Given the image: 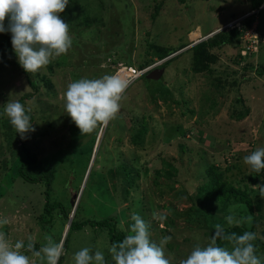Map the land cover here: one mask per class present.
Segmentation results:
<instances>
[{
    "label": "rangeland",
    "instance_id": "rangeland-1",
    "mask_svg": "<svg viewBox=\"0 0 264 264\" xmlns=\"http://www.w3.org/2000/svg\"><path fill=\"white\" fill-rule=\"evenodd\" d=\"M252 3V0H69L65 11L59 13L61 19L69 24L72 38L71 48L67 54L61 55L67 59L66 63L63 67H55L53 77L50 74V90L42 84L39 92L27 100L26 107L31 108L30 113L34 115L32 126L35 131L30 132L40 134L39 128L44 130L49 123L52 125L49 129L53 136L49 134L29 140L32 148H36L34 144L41 146L43 143L45 148L50 149V142H54L59 150V153L55 150V156L60 159L56 161L55 158L52 195L67 208L72 200L75 203L77 198L73 196L77 197L78 193L80 196L81 189L85 188L82 207L77 214L79 220L114 215L127 229L133 223L131 215L136 213L148 224L151 241L159 243L164 236H171V241L176 242L172 243V248L170 243L164 246L170 264L186 259L197 244L207 246L210 237L204 234L205 230L228 224L226 219L218 218L224 212L215 209L217 203L213 207L206 205L205 209L197 212L190 207L193 204L191 199L197 186L207 179L205 162L217 163L225 176L243 184L248 182L251 172L243 157L264 147V74L258 76L255 73L257 66L264 67V6L254 10L256 20L249 27L251 34L245 36L244 29L241 42L222 48L213 74L191 73L188 50L183 47L170 55L171 59L164 64L165 70L158 80L147 79L144 75L130 81L116 118L91 134L81 135L74 122L66 126L65 123L70 124L72 120L64 112L62 97L67 85L80 79L76 74L82 68L88 67V73L84 70L82 78L97 72L94 67L104 68L100 73L102 75L114 74L121 65L138 67L134 64L150 51L149 44L177 48L187 41L192 44L234 25L242 29L244 21L253 11L250 10ZM69 10L74 16L66 15ZM82 16L96 20L88 28L76 30L81 28L82 23L77 19ZM253 31L258 35L254 51L246 46ZM237 53L241 57L234 62L230 56ZM11 69L5 67L4 71L0 70V113H3L7 102L17 101L22 94L33 92L24 75ZM47 70L46 66L41 68L42 73L49 74ZM131 114H145L149 122L145 150L135 148L129 142ZM0 117V218L7 217L9 220L7 225L0 227V232L13 245L18 240L28 242V237H32L39 250L47 243V237L56 240L59 229L54 222L50 233L43 228L40 218L44 204L42 182H24L18 178L16 171L12 172L17 166L14 168L17 155L13 152L19 142L15 140L16 131L11 123L2 127V120L8 119L7 116ZM181 128L187 130L183 137L179 135ZM76 135L82 138L75 141ZM170 136V139H164ZM8 141L11 147H8ZM91 142L92 152L87 164L67 160L73 157L72 151L77 143L84 152ZM181 143L186 147L182 153L179 152ZM137 149L152 162L147 165L149 171L141 172L138 177V185L130 193L131 198L121 190L116 167L121 158L130 159ZM160 157L178 165L177 179L155 176L154 169L168 168L161 164ZM2 176L5 180L1 179ZM100 180L104 181V188ZM249 185L261 202L258 209L253 207L255 217L241 204V207L228 206L226 210L234 219L241 220V224H256L255 231L260 232L264 228V197L260 196L259 185L264 184L258 178ZM137 206L138 211L135 209ZM213 209L214 214L206 211ZM69 210L70 218L73 206ZM153 212L163 213L166 218L163 221L154 220ZM55 218V222L63 219ZM166 222H171V225ZM67 225L68 222L64 221L63 232ZM63 236L64 233L61 239ZM68 239L62 264H73V254L84 247H89L92 254L96 250L102 251L109 264H114L105 231L85 226L71 232ZM21 251L29 255L32 264H41L39 258L30 252ZM259 258L264 264V251Z\"/></svg>",
    "mask_w": 264,
    "mask_h": 264
},
{
    "label": "clouds",
    "instance_id": "clouds-1",
    "mask_svg": "<svg viewBox=\"0 0 264 264\" xmlns=\"http://www.w3.org/2000/svg\"><path fill=\"white\" fill-rule=\"evenodd\" d=\"M68 3L69 0H0V33H11L13 51L19 65L26 72L31 74L38 72L53 59L67 54L71 48L69 24L59 16V13L65 11ZM262 6L264 4L259 8ZM205 39L188 44L184 49ZM170 55L167 56L168 58L155 60L162 62L153 67L162 66L163 62L170 59ZM148 70H145L140 77ZM129 84L130 80L120 73L105 74L100 78H81L70 82L62 97L64 112L71 117L81 135L91 134L98 127H106L116 118L123 93ZM31 111V108L26 109L19 101H10L5 104L0 115L7 116L16 133L20 134L21 139H26V133L35 131L30 115L27 114ZM243 162L252 171L260 172L264 169V147L257 148L251 154L244 156ZM259 191L260 196L264 197V185H259ZM71 205L74 211L75 204ZM152 216L157 221L166 218L165 214L158 212H153ZM225 219L229 226L241 225V220L234 219L232 215H228ZM131 220L133 223H130L126 229L130 234L122 241L112 243L108 249L114 264H170V259L165 256L164 246L172 237L164 236L159 243L151 241L149 226L145 220L136 213L131 215ZM248 220H251V217H248ZM8 223L7 217L0 218V227ZM121 230H125L123 226ZM256 238V233L251 231H245L242 235L235 232L227 234L222 225H216L210 243L207 246L197 244L186 259L179 261V264H262L252 243ZM46 239L47 243L36 250L32 237H28L27 252L39 258L41 264L45 262L59 264L61 256L65 254L64 239L59 242L53 241L51 237ZM218 239L227 241L231 248L218 245ZM24 248V241L18 240L14 245L10 244L5 234L0 232V264H32L29 255L21 251ZM71 259L73 264H109L102 251L96 250L92 254L89 247L75 252Z\"/></svg>",
    "mask_w": 264,
    "mask_h": 264
},
{
    "label": "trees",
    "instance_id": "trees-1",
    "mask_svg": "<svg viewBox=\"0 0 264 264\" xmlns=\"http://www.w3.org/2000/svg\"><path fill=\"white\" fill-rule=\"evenodd\" d=\"M252 2L253 3H252V7L250 8V10H257V8H259L264 3V0H252ZM157 11L158 10L155 7V12L157 13ZM66 15L74 16V14L71 13V10L66 11ZM255 15L256 14L253 13L248 16V18L244 21L245 25L242 27V29L241 28L239 29L236 27L237 25H234L230 29L219 30L218 32L209 36L207 39L201 40L193 44L192 46H190L188 49H186L188 50V55H189L190 72L193 74H198V73L213 74L215 70L214 64L218 60V56L221 54L222 48L225 45L234 44V42L236 43L241 42L243 30L244 29L246 30L249 27H251L252 23L256 20ZM87 17H84V16L80 18L78 17L77 21L80 20L82 25H81V28H78V29L75 28L76 30H80V31L81 29L84 30L85 27L88 28V26L92 25V23L96 20V19L91 20V19H88ZM5 25L7 26V20L5 21ZM186 45H188V41L184 44H181L177 48L159 47L153 44H149L148 50L150 51H147L145 53L146 54L145 57L141 59V61H138L137 64H134V65H137L138 67L136 68L138 69H143L149 66L150 64H152L153 62H155L154 58H156V60L163 59L169 56L170 54L176 52L177 50L185 47ZM148 55L150 56L149 58H147ZM230 57L235 62L237 61L236 60L237 57H241V55L240 53H237L235 55H231ZM66 60L67 59H64L62 56L53 59L46 66L49 74L42 73L41 69L34 74L28 73L18 63V59L16 57L15 52L13 51L12 44H11V33L10 32L0 33V70L4 71L5 67L7 68L12 67L11 70L14 69V71L18 70L21 74L24 75L29 87L32 88L33 92L24 93L17 100L20 103H22L26 109H27L26 107L27 100L31 99L34 93L39 92V88L41 87L42 84L45 85L47 90L48 89L50 90V88L52 87V80H51L50 74L53 77L55 67L57 68L63 67L66 63ZM168 60L163 62L162 66H164V64ZM87 68L88 67H86V69ZM86 69L84 68L80 69L78 71L79 73L76 74V77L79 76L81 79L83 76L84 70L86 71V73H88ZM102 69L104 68L94 67V70H96L97 72H95L93 75H89V76L85 75L84 78H89V79L100 78L103 76L102 74H100ZM111 69L113 71L115 70V68H111ZM255 73H257L258 76H262L264 74V67L257 66L255 68ZM142 76L144 77V75ZM51 93L55 94L54 92H51ZM0 94H1V91H0ZM45 101L48 102L49 100L46 98ZM182 101L183 103L186 102L184 99ZM41 111H43V109H41ZM190 111L192 113L194 112V110H190ZM27 114L30 115L31 121L33 122L34 115L32 113H27ZM72 123L73 121L70 124H68V122H66L65 124L66 126H69ZM130 123L131 124H130L129 142L135 148H138V149L141 148L145 150L146 149L145 144L147 143L146 135L150 129L149 122L146 118V115L145 114H141V115L131 114ZM5 124L6 125L10 124L9 119L5 118L2 120V127L5 126ZM51 126L52 125L49 123L48 127L45 128L44 130L39 128L40 134H35L33 132L26 133V137H27L26 139H21L20 134L15 132V140L19 142V146L16 149H14V152H13L14 155H17V159H16L17 164H13L14 168H15V165L17 166H16V169H14L12 172L16 171L18 174V178H22L24 182H29L31 184H37L39 182H42L41 184L44 185V191H43L44 204H43L42 212L40 214V218L44 225L43 228H45L46 231L50 233L54 229L53 224L56 223L59 230L57 232V237L55 238L56 240H53V241L59 242L61 240L62 233H64L63 232L64 221L68 222L70 220L66 234L65 236H63L65 252L67 250V243L69 241L68 237L71 234V232L76 231V230H81L85 226H92L99 230L105 231L106 237L109 240L110 245L114 242L122 241L123 238L130 233L126 231V226H124L123 224L120 223V221L117 220L118 216L110 215L105 218L103 217L101 219H97V218H93V219L85 218L83 220L78 219L77 214L79 213V210L82 207L81 198H82V193L85 188L81 189L80 196L78 198L77 205L74 208L71 219H69V214H70L69 209L72 208V205L65 208L62 201L60 199H57L56 196L52 195L53 193L52 183H53L54 176H55L54 168L56 164L55 158H56V161L60 159L55 156V153H56L55 150L57 149V147L55 146L56 144H54V142L52 143L50 142L51 145L48 146V148L50 149H47L45 148V144L43 143L41 144V146L34 144L36 148H32V146L29 143V140L31 138H37L39 136L44 138L46 135L49 136V134L53 136L54 133L51 132L49 129L51 128ZM66 129H68V127H66ZM177 131L178 130H176V132ZM179 131H180L179 135L183 137L186 134L187 130L184 128H181V130ZM81 138L82 136L76 135L75 141H78V139H81ZM170 138L171 136L164 138V139H170ZM12 142L13 141H11L10 143ZM78 145L79 143H77L76 147L72 151L73 157L67 160H69L71 163L79 160L83 164L84 162L87 164V161L89 160V157H90V153L92 152V148H91L92 142L90 143V146L88 147L87 151H84V152H83V148H79ZM8 147H11V145H9V141H8ZM138 149H137V153L134 152L130 159L121 158L122 159L121 162L116 167L118 168L117 174L120 175L119 178H120V185L122 187L121 190L124 191V194L126 195V197L127 196L131 197L130 193L138 185L137 184L138 177L140 176V174L144 172L146 173L147 171H149L150 167L148 168L147 165L151 164L152 162V161L150 162V159H145L144 156H142L141 153L138 152ZM185 149L186 147L184 146L183 143H181L179 145V152L182 153L184 152ZM57 152L59 153L58 149H57ZM199 154H200V157H203V154L202 155L201 153ZM159 160H161V164L166 165L168 168L164 169V167L162 166V169L160 168L154 169L155 176L156 177L164 176L165 178L171 179V180L174 177L175 179H177L176 175H178V172H177L178 165H175L174 162L170 161L168 158H165V157H160ZM204 164H205L204 165L205 178L207 179L205 182L197 186L196 192L192 196L191 200L193 201V204L190 206L192 210L201 212L203 209L206 208V205L207 207L208 206L213 207L217 203L216 204L217 206L216 205L214 206L215 209L218 208V210H222V212H224L221 216H218V218L225 219L230 214V212L226 210L228 206H238L239 205V207H241L243 205V207H245L244 209L245 210L247 209L248 213H252V216H254L253 207L255 206V208L258 209L261 206V202L259 198L256 196L257 194L254 193L253 188L250 187L249 183H251V181L256 182L257 179L260 178L261 182L264 184V169H262L260 172H254L251 170V172L249 173L250 178L247 180L248 182H243V184H238L237 182L230 180L227 176H225L224 171L221 170L219 166H217V163L214 164L212 161H210V162H205ZM35 167L37 169L36 171H35ZM32 168H34V170ZM111 173L112 172H110V174ZM1 179L5 180L4 177ZM78 181L76 183V190L79 189ZM100 181H101L100 184L104 183V181L102 180ZM115 186L116 185H114V187ZM102 188H104V184L102 185ZM250 193L251 194L254 193L252 194L253 197H251ZM111 202L113 205H115L113 199L111 200ZM135 209L138 211L139 210L138 206ZM215 209L206 210V211H209L212 214H214ZM55 216L57 218L62 217L64 220L57 219L58 221L55 222L56 220ZM166 224L171 225V222L170 223L166 222ZM122 226L125 230H121ZM255 227L257 228L256 224L254 223H251L249 225L241 224L240 226H234V225L229 226L228 224L223 225L224 231L227 234L235 232L238 235H242L245 231H251V232L256 233L257 238L252 243L255 245L256 255L259 257V254L262 251H264V228H262L260 232H257L255 231L256 230ZM215 228L216 226H212L210 230L204 231V234L209 235L210 241H211L212 236L215 233L214 231ZM187 240L188 238L185 239V241ZM27 243L28 242L24 243L25 248L23 250L25 252H27L26 250ZM169 243H170L169 246L172 248V243H176V242L171 241ZM217 244L220 246L228 247L229 249L231 248V245L228 244V242L224 240L218 239ZM35 249L37 250L36 245H35ZM64 256L65 254L61 256L59 264H62ZM172 264H179V263H172Z\"/></svg>",
    "mask_w": 264,
    "mask_h": 264
},
{
    "label": "built area",
    "instance_id": "built-area-1",
    "mask_svg": "<svg viewBox=\"0 0 264 264\" xmlns=\"http://www.w3.org/2000/svg\"><path fill=\"white\" fill-rule=\"evenodd\" d=\"M253 12H254V10L251 13H253ZM249 31H250V28L244 30L245 36H248L249 34H251ZM253 32H254V33H252L253 35H250L249 41L245 38L246 41L249 42V44L246 42L247 43V45H246L247 49L248 50H252V51L254 50V47H255L256 41H257V37H258L257 33L255 31H253ZM242 36H243V34H242ZM161 62H162V60L157 61L154 64H152V65H150V66H148L147 68H144V69H138V68H136L134 66H120L117 69L116 73H123V74H125L127 76V78L130 81H132L135 78L139 77L145 70H148L149 68H152L153 66H155V65H157V64H159Z\"/></svg>",
    "mask_w": 264,
    "mask_h": 264
},
{
    "label": "water",
    "instance_id": "water-1",
    "mask_svg": "<svg viewBox=\"0 0 264 264\" xmlns=\"http://www.w3.org/2000/svg\"><path fill=\"white\" fill-rule=\"evenodd\" d=\"M205 38H203V39H205ZM166 58H168V57H166ZM164 70H165V67L164 66H158V67L156 66V67H153L152 69L148 70L145 73V78L151 79V80H158L162 76ZM73 197L76 198L75 195ZM71 204H75V203H73V200L71 201ZM69 222H70V220L68 221L67 228L69 226ZM67 228L64 231V236L66 234Z\"/></svg>",
    "mask_w": 264,
    "mask_h": 264
},
{
    "label": "bare ground",
    "instance_id": "bare-ground-1",
    "mask_svg": "<svg viewBox=\"0 0 264 264\" xmlns=\"http://www.w3.org/2000/svg\"><path fill=\"white\" fill-rule=\"evenodd\" d=\"M122 76H124V77H126L127 78V76L125 75V74H123V73H120Z\"/></svg>",
    "mask_w": 264,
    "mask_h": 264
}]
</instances>
